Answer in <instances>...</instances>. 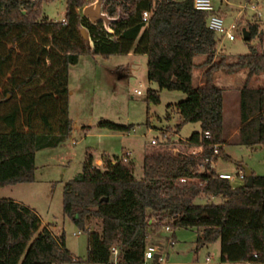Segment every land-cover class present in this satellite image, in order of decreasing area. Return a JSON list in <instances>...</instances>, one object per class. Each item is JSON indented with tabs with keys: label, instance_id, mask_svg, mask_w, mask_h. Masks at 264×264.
I'll return each mask as SVG.
<instances>
[{
	"label": "trees",
	"instance_id": "1",
	"mask_svg": "<svg viewBox=\"0 0 264 264\" xmlns=\"http://www.w3.org/2000/svg\"><path fill=\"white\" fill-rule=\"evenodd\" d=\"M39 2L0 0V74L9 67L12 53L22 54L24 61L19 79L10 77L11 87L0 98V102L7 100L16 91L22 100L21 107L14 106L0 117L8 128L0 130V188L32 182L35 151L55 147L69 134L67 74L79 54H148L155 50L159 30L168 23L159 20L148 28L142 13L176 15L190 23L192 54L205 56L201 64L206 68L204 83L184 87L173 81L160 84L159 89L185 94L167 108L180 116L177 128L186 122L199 123L200 129L181 143L186 148L202 146V152L147 153L139 179L129 160L115 156L97 167L88 154L80 172L62 186V215L87 231V264H109L112 247L118 248L116 264H144L146 239L164 224L173 230H199L197 248L218 240L222 263L264 264V176L251 172V185H246L245 175L241 185L232 186L204 164L208 158H225L222 148L218 156L212 151L214 144L223 143V89L214 83V72L233 74L246 68L249 76L264 74V30L248 23L250 39L255 38L256 43L249 45L248 53L228 61L222 51H216L218 39L207 28V14L194 9L192 0H104L102 11L111 18L108 27L81 15L82 7L92 3L89 0H65L63 19L56 22L39 16ZM80 28L87 31L90 47ZM159 89H148L145 101L159 103ZM20 110L25 113V130L16 124ZM239 117V144L249 148L264 145V87L241 88ZM98 126L114 131L130 128L111 121H100ZM205 131L210 139L204 137ZM201 165L206 167L204 172ZM181 178L198 181L181 183ZM201 195L207 201L197 204ZM212 197L221 202L208 200ZM91 219L98 220V229L90 230ZM39 226L33 208L0 198V264L76 260L66 249L62 232L56 235L47 224Z\"/></svg>",
	"mask_w": 264,
	"mask_h": 264
},
{
	"label": "rangeland",
	"instance_id": "2",
	"mask_svg": "<svg viewBox=\"0 0 264 264\" xmlns=\"http://www.w3.org/2000/svg\"><path fill=\"white\" fill-rule=\"evenodd\" d=\"M94 2L95 0H89ZM212 7L219 11L224 19L225 26L235 23L237 30L234 31L235 39L228 40L223 34L215 33L218 46L229 57L246 54L249 45L255 44L256 39L244 41L242 32L248 23H256L264 30V0H211ZM39 16H44L50 21H61L65 13V0H40ZM257 14H261L258 19ZM169 15V14H168ZM175 22L172 19L162 27L170 30V26L177 31L176 44L166 42L165 35L162 37L163 45L158 44V50L152 55L136 54L130 52L126 55H101L79 54L77 62L69 66L67 74V113L70 119V131L67 137L52 148L37 150L34 153V173L32 182H22L0 188V197L11 198L20 201L37 213L40 226L47 224L56 235L63 233L66 249L76 259L63 264H87V231L74 226L61 211V192L63 184L75 176L81 170L82 161L87 153L93 157L98 154H108L111 158L118 156L123 159L125 151L132 152L134 176L142 177V160L146 151H163L168 154L190 153L192 148H186L181 139L188 138L192 132L200 129L197 122H186L177 129L180 117L176 111L167 108L171 102L176 103L185 98L181 90L159 89V83L151 81L150 76L169 79L179 77L185 71V67L176 65L178 59L190 58L187 30L190 23L176 15ZM159 21L155 14H151L146 27L151 28ZM161 28V29H162ZM191 33V32H190ZM158 39V37H157ZM191 39V38H190ZM191 42V40H190ZM189 46V47H188ZM5 47H8L6 45ZM217 55V54H216ZM159 60L164 66L158 68L149 66L150 60ZM163 60V61H162ZM165 61L171 63V67L164 65ZM22 54L12 53L9 67L3 75L0 74V98L5 89H9L10 77L19 79L20 71L23 70ZM188 63V60L184 61ZM158 67V65H157ZM245 76V73L242 75ZM243 83V86L258 88L264 87V74L254 76ZM180 78V77H179ZM159 89V103L150 104L145 101L149 88ZM140 90L141 94H136ZM20 95L15 91L12 97L0 102V117L14 106L21 107ZM232 95L226 94V109L230 116L232 109ZM22 102V100H21ZM169 113V114H168ZM25 113H18L17 126L25 130ZM227 120V119H226ZM100 121H111L118 125L129 126L128 131H114L98 126ZM238 127L231 132L235 134ZM0 119V130H7ZM162 130L163 133L161 132ZM168 133V137L164 134ZM156 143L152 144L151 141ZM222 154L214 162L217 173H226L233 176L230 181L232 186L243 183L236 176L237 173L246 170L255 175L264 176V145L249 148L237 141H229L221 145ZM227 157V158H226ZM208 200L214 203L221 202L219 197ZM207 201L206 196H199L195 202L202 204ZM39 226V227H40ZM97 219H91L88 227L90 230L98 229ZM171 232L162 227L158 232L149 233L146 244L156 249L155 254L165 257L168 264H223L220 262V244L216 240L197 248V230L195 228H177ZM79 232L76 236L73 234ZM173 239V242L170 240ZM209 258L208 262L207 259ZM109 264H116L112 256ZM154 264V261H148ZM240 264H260L256 262H242Z\"/></svg>",
	"mask_w": 264,
	"mask_h": 264
},
{
	"label": "crops",
	"instance_id": "3",
	"mask_svg": "<svg viewBox=\"0 0 264 264\" xmlns=\"http://www.w3.org/2000/svg\"><path fill=\"white\" fill-rule=\"evenodd\" d=\"M175 1H182V0H175ZM80 13H81V10H80ZM214 13L222 16L219 11H215L214 10ZM151 14L153 15V13L150 12V15ZM155 15H156L158 20H161V19L169 20V19H172V18H173V20L175 19V17H173L171 15H167V14H155ZM174 22H175V20H174ZM170 28L171 29L167 30V31H165L166 30L165 28H162V29L159 30L158 39L154 43L155 50L151 51L147 55H152V53H154L156 50H158L159 49L158 48V44L161 43L160 45H163L162 37L164 35L168 39L166 42H171L172 44H176L177 50H174L175 54L180 50L179 45H177V43H175L177 40L174 37V35H177V34H175V33H177V31L175 29H173L172 26H170ZM186 32H187V36H188V45H189L190 40H191L190 39L191 38V33H190L191 31L187 30ZM216 49H217L216 50L217 52L218 51H222V49L219 48L218 45H217ZM184 52H186V53L189 52V57L190 58L184 59L183 62L181 63V65H180L179 61H181L183 59L182 57L180 59H178V63L176 61V65L178 64L179 67L183 65L186 68L185 71L182 72L179 75L180 78L179 77H175L174 79H169L170 76H168V75H166L163 78H159V75L158 76L156 75L154 77L150 76L149 79L151 81L159 83V85L160 84H166V83L173 82V81H177L180 84V86H184V87H189V86L196 87V86L202 85L204 83L203 72L205 71L206 68L203 67L201 64L204 61L205 56L204 55H191L190 56V51H189L188 48L187 49L185 48ZM235 58L236 57L227 56L228 61H233ZM185 60H188V63L187 64L185 63V65H184V61ZM161 63H162L161 61L154 59V60H150V63H149L150 65L149 66L156 67L157 68L156 69L157 74H160V70H162V69L159 70L158 68L163 66V64H161ZM157 65H158V67H157ZM164 65H166L167 67H171L172 66L169 61H165ZM163 68H164V66H163ZM244 73H245V76H242ZM247 76H248V70L246 68L241 69L240 71H238L236 73H233V74L226 73V72H224L222 70H217V71L214 72V75H213L214 83L218 87L223 89V143L222 144L228 143L229 141H232V140L239 142V128L241 126L240 117H239L240 90L242 88L243 83H245V81L247 80ZM254 76L258 77L260 75L253 74V75H251L250 78H254ZM249 88H252V87H249ZM149 89H153V88L150 87ZM228 92L231 93L232 99H233L232 100L233 103H232V109H231L230 116H228L227 109H226V94ZM169 104H174V103L171 102ZM170 110H173V108H170ZM173 111H175V110H173ZM180 122H181V118H180ZM180 122H178L177 125ZM235 127H238V128H237L235 134L232 135L231 132L233 131V129ZM163 131L164 130H162L161 132L163 133ZM177 131H178V128L177 129L175 128V133H177ZM164 136L168 137V133L164 134ZM186 139L179 138L178 140L185 141ZM127 152L129 153L128 160L133 162V160H132V152L131 151H125L124 155ZM152 152L151 151H146L144 153V155L147 154V153H152ZM87 154H91V153L88 152ZM144 155H143V157H144ZM113 157H115V156H113ZM106 158L107 159H112L108 154H102V155L98 154V157H95V158L92 155L93 164L95 166H97V167L103 166L104 159H106ZM0 198H3V197H0ZM212 198H215V197H212ZM42 225H46V224H42ZM50 229L52 230V228H50ZM197 233L199 234L200 231L197 230ZM208 260H207V262H208ZM223 264H232V263H223Z\"/></svg>",
	"mask_w": 264,
	"mask_h": 264
},
{
	"label": "built area",
	"instance_id": "4",
	"mask_svg": "<svg viewBox=\"0 0 264 264\" xmlns=\"http://www.w3.org/2000/svg\"><path fill=\"white\" fill-rule=\"evenodd\" d=\"M192 4H193L194 9L207 14V28L208 29H210L214 33L223 34L228 40H234L235 39V35L233 32L237 30L236 24L231 23L228 26H225L223 17L214 13V9L212 7L211 0H192ZM261 16H262L261 14H257L256 17L258 19H260ZM149 17H150V11H144L142 13V21L143 22L147 23ZM135 93L141 94V91L135 90ZM204 137L206 139H210L211 134L208 131H205ZM151 143L155 144L156 141L152 140ZM220 149H221V144H218V143L214 144L212 147L213 156H218L220 153ZM202 150H203L202 146L193 147L192 150L190 151V154L191 155H197V154L201 153ZM128 156H129V153L128 152L125 153V155L123 157V161H128ZM214 162H215L214 158H208V159H205L204 164L205 163L208 164L209 168L214 171L215 175L218 178L225 179V180H228L230 182L233 179V176L230 174H226V173H217L215 171V168H214ZM200 170H201V172H204L206 170V167L204 165H201ZM236 176H238V178L240 180H242L243 182L245 181V174L243 171L237 173ZM196 181H198V180L195 178H181L180 179L181 183L196 182ZM199 184L201 185V183H199ZM154 223L159 224L158 221H154ZM162 227H164L165 231L171 232V228L168 224H164ZM77 234H79V232H76L73 235L76 236ZM170 242H173V239H171ZM155 252H156V249L153 246H150V245L146 246L145 254H144V264H148V261H151V260H153L154 263H156V264H168L166 262L165 257H163L162 255H158L157 260L155 261V255H156ZM111 253H112V256L116 260L118 248L112 247ZM256 256L257 255L254 254V257H256ZM233 264H235V263H233Z\"/></svg>",
	"mask_w": 264,
	"mask_h": 264
},
{
	"label": "water",
	"instance_id": "5",
	"mask_svg": "<svg viewBox=\"0 0 264 264\" xmlns=\"http://www.w3.org/2000/svg\"><path fill=\"white\" fill-rule=\"evenodd\" d=\"M103 2L104 0H95L89 5L82 7L81 15L87 17L92 23H97L99 21H102L104 22L105 27H108V24L111 18H109L105 13H103L102 11ZM79 32L82 38L85 39L87 45L90 47L91 42H90V38L88 36L87 31L84 28H80ZM242 37L244 41H247L250 39V35L247 29L243 30ZM244 174L247 176L246 185H251V179H252L251 171L245 169ZM157 257L158 255L156 254L155 261L157 260Z\"/></svg>",
	"mask_w": 264,
	"mask_h": 264
}]
</instances>
